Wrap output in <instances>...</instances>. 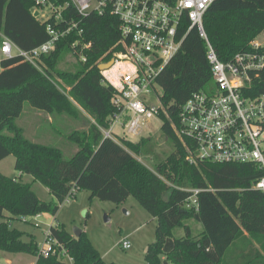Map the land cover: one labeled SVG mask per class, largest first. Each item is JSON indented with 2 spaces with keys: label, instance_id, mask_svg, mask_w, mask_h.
<instances>
[{
  "label": "trees",
  "instance_id": "trees-1",
  "mask_svg": "<svg viewBox=\"0 0 264 264\" xmlns=\"http://www.w3.org/2000/svg\"><path fill=\"white\" fill-rule=\"evenodd\" d=\"M35 5L36 0H0V47L5 37L24 50L48 40L46 23L34 15ZM66 13L79 21V27L42 56L41 68L20 55L1 61L0 161L14 155L20 176L0 171V250L32 254L38 257L36 264H118L105 261L85 231L75 236L61 224L52 225L50 232L73 262L62 260L58 253L42 256L37 240H25V232L12 224V219L56 215L73 190H87L117 205L134 196L157 219L156 240L146 251L150 264H264V191L253 187L264 170L252 162L200 159L194 140L178 131L182 105L213 84L207 43L198 28L188 33L179 53L158 77L167 111L161 114L162 131L173 151L153 169L133 154L148 153V139L118 142L101 129L109 128L119 111L114 103L116 90L99 69L101 61L112 58L121 38L118 18L110 13L84 17L73 4ZM204 26L221 60L228 61L248 50L264 31V0H215ZM70 52L77 58V69H59ZM65 84L69 91L62 87ZM243 93L251 97L264 93V68L253 75ZM25 102L50 115L78 118L83 110L88 113L86 128L66 134L78 147L72 157L65 158L58 146L25 136L17 123ZM192 156L194 162L189 160ZM23 174L47 186L55 200H42L32 184L22 180ZM184 188L204 189L198 210L185 207L189 193ZM189 219L201 222L203 230L194 234L186 224ZM177 227H183L185 235L175 237Z\"/></svg>",
  "mask_w": 264,
  "mask_h": 264
},
{
  "label": "built area",
  "instance_id": "built-area-1",
  "mask_svg": "<svg viewBox=\"0 0 264 264\" xmlns=\"http://www.w3.org/2000/svg\"><path fill=\"white\" fill-rule=\"evenodd\" d=\"M214 1L36 0L34 13L46 23L48 40L24 50L5 37L0 47V71L2 59L14 55L41 68L42 56L51 53L62 37L79 27V21L67 16L71 4L84 17L93 13L116 16L121 38L112 52V65L101 72L104 81L116 90L114 103L119 111L110 127L101 129L106 137L120 142L123 138L141 136L144 123L149 124L155 118L164 121L161 114L167 111L162 103L163 89L158 77L179 53L188 33L197 27L207 43L213 84L193 93L182 105L178 113V131L194 140L196 156L200 159L252 162L264 170V93L254 97L243 93L253 75L264 68V31L251 41L248 50L228 61L221 60L204 26L205 14ZM46 7L51 9L49 16L40 13ZM45 17L48 18L43 21ZM82 32L83 29H79V33ZM89 45L91 43L86 46ZM116 126L120 131H115ZM195 159L192 156L189 160L194 162ZM253 187L264 191V176ZM184 190L189 193L185 207L198 210L199 193L204 189ZM75 193L73 190L67 198L74 197ZM122 246L129 249L131 242L125 239ZM39 248L42 256L58 253L62 260L73 262L66 247L52 237L50 229L46 243Z\"/></svg>",
  "mask_w": 264,
  "mask_h": 264
},
{
  "label": "rangeland",
  "instance_id": "rangeland-1",
  "mask_svg": "<svg viewBox=\"0 0 264 264\" xmlns=\"http://www.w3.org/2000/svg\"><path fill=\"white\" fill-rule=\"evenodd\" d=\"M40 13L49 16L51 9L46 7L41 9ZM112 59L113 56L110 60ZM110 60H105L99 64ZM76 66L77 58L70 52L59 64V69L73 71L77 69ZM58 78L62 80L59 76ZM62 87L67 88V91L71 89L68 84ZM89 120L90 116L85 110L78 118L69 115H50L25 102L24 110L17 118V123L23 127L25 136L29 139L58 146L64 152L65 158H70L78 147L66 137V134L73 129L86 128ZM162 124V120L157 118L149 124L144 123L142 135L132 138L135 142L142 138L149 140L148 153L133 154L153 169L158 161L165 159L173 151V144L164 135ZM115 131H120V127L116 126ZM15 163V156L9 155L0 161V171L11 177H19L20 171L16 169ZM22 180L31 183L33 190L42 200H55L49 188L40 181L34 180L32 175L23 174ZM1 220L3 219L0 218ZM12 224L25 232V240L29 241L34 237L39 243V247L46 243V236L50 227L61 224L66 231L72 234L76 230L85 231L107 262L150 264L146 259V251L149 244L156 240L158 221L134 196H130L124 203L117 205L112 201H103L92 196L90 191L81 190L76 193L75 197L67 198L61 204L56 215L47 212L28 220L12 219ZM186 224L189 225L194 234L203 230L202 223L195 219L187 220ZM185 233L183 227L174 229L175 237H181ZM125 239L131 242V248H123L122 241ZM36 258L38 259L32 254L10 253L0 250V264H30Z\"/></svg>",
  "mask_w": 264,
  "mask_h": 264
},
{
  "label": "water",
  "instance_id": "water-1",
  "mask_svg": "<svg viewBox=\"0 0 264 264\" xmlns=\"http://www.w3.org/2000/svg\"><path fill=\"white\" fill-rule=\"evenodd\" d=\"M37 14H38L37 12L34 13L35 16H37ZM112 63H113V60H110L109 62L104 63V64H99V69L103 70L106 67H110ZM82 232L83 230H76L74 234L75 236H79Z\"/></svg>",
  "mask_w": 264,
  "mask_h": 264
},
{
  "label": "crops",
  "instance_id": "crops-1",
  "mask_svg": "<svg viewBox=\"0 0 264 264\" xmlns=\"http://www.w3.org/2000/svg\"><path fill=\"white\" fill-rule=\"evenodd\" d=\"M50 118H51V117H50ZM50 120H51V119H50ZM40 215H41V214H40ZM36 260H37V258L34 259V260H32L30 264H36Z\"/></svg>",
  "mask_w": 264,
  "mask_h": 264
}]
</instances>
